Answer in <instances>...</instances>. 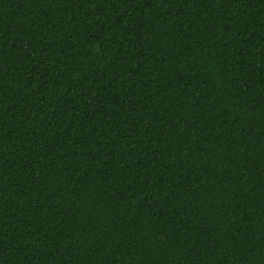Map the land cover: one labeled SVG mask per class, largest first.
Wrapping results in <instances>:
<instances>
[{"label": "trees", "instance_id": "16d2710c", "mask_svg": "<svg viewBox=\"0 0 264 264\" xmlns=\"http://www.w3.org/2000/svg\"><path fill=\"white\" fill-rule=\"evenodd\" d=\"M0 264H264V0H0Z\"/></svg>", "mask_w": 264, "mask_h": 264}]
</instances>
